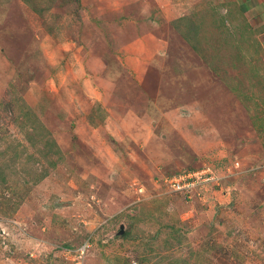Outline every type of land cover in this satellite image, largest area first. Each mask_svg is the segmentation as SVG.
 Wrapping results in <instances>:
<instances>
[{
  "label": "rangeland",
  "instance_id": "rangeland-1",
  "mask_svg": "<svg viewBox=\"0 0 264 264\" xmlns=\"http://www.w3.org/2000/svg\"><path fill=\"white\" fill-rule=\"evenodd\" d=\"M233 2L0 0V264H264V56Z\"/></svg>",
  "mask_w": 264,
  "mask_h": 264
},
{
  "label": "crops",
  "instance_id": "crops-1",
  "mask_svg": "<svg viewBox=\"0 0 264 264\" xmlns=\"http://www.w3.org/2000/svg\"><path fill=\"white\" fill-rule=\"evenodd\" d=\"M235 2L236 3L233 2L232 4L236 7L239 5L240 9H238V11H241L242 16H244L248 22L246 27L247 30L240 28L241 31L238 32V37L243 38L245 43L247 34H249L255 44L254 46H256L260 54L264 56V0H235ZM228 5L230 6V4ZM247 47H250V45Z\"/></svg>",
  "mask_w": 264,
  "mask_h": 264
},
{
  "label": "built area",
  "instance_id": "built-area-1",
  "mask_svg": "<svg viewBox=\"0 0 264 264\" xmlns=\"http://www.w3.org/2000/svg\"><path fill=\"white\" fill-rule=\"evenodd\" d=\"M199 171V170H198ZM198 172H189V173H181L179 175H177L175 178H172L171 182L173 183V187L175 190L178 191H186L189 190V192L191 191V189H196L197 187H199L203 181H209V180H213V177H205V179H203V176L197 175Z\"/></svg>",
  "mask_w": 264,
  "mask_h": 264
},
{
  "label": "water",
  "instance_id": "water-1",
  "mask_svg": "<svg viewBox=\"0 0 264 264\" xmlns=\"http://www.w3.org/2000/svg\"><path fill=\"white\" fill-rule=\"evenodd\" d=\"M121 232H123V229L121 230Z\"/></svg>",
  "mask_w": 264,
  "mask_h": 264
}]
</instances>
